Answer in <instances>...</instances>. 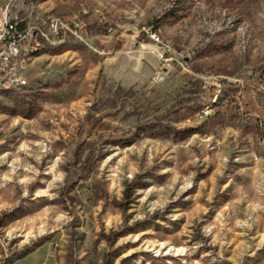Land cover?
<instances>
[{
    "label": "rangeland",
    "instance_id": "374dc122",
    "mask_svg": "<svg viewBox=\"0 0 264 264\" xmlns=\"http://www.w3.org/2000/svg\"><path fill=\"white\" fill-rule=\"evenodd\" d=\"M6 6L80 38L0 90V264H264V0Z\"/></svg>",
    "mask_w": 264,
    "mask_h": 264
},
{
    "label": "built area",
    "instance_id": "2783aa9c",
    "mask_svg": "<svg viewBox=\"0 0 264 264\" xmlns=\"http://www.w3.org/2000/svg\"><path fill=\"white\" fill-rule=\"evenodd\" d=\"M32 12L25 16L12 15L6 6L2 11L0 26V83H16L27 80L23 51L34 56L44 45L55 43V35L72 34L80 38L77 24L61 23L60 17L50 19L42 16L33 21ZM163 56V54H160ZM163 79V71L155 69L151 81ZM261 143L264 150V123L260 126Z\"/></svg>",
    "mask_w": 264,
    "mask_h": 264
},
{
    "label": "bare ground",
    "instance_id": "6f19581e",
    "mask_svg": "<svg viewBox=\"0 0 264 264\" xmlns=\"http://www.w3.org/2000/svg\"><path fill=\"white\" fill-rule=\"evenodd\" d=\"M30 54H32L31 51H23V59L27 60ZM27 83H28L27 80H20V86H25L27 85ZM16 87H19L16 83H0V88L8 89V88H16Z\"/></svg>",
    "mask_w": 264,
    "mask_h": 264
},
{
    "label": "trees",
    "instance_id": "16d2710c",
    "mask_svg": "<svg viewBox=\"0 0 264 264\" xmlns=\"http://www.w3.org/2000/svg\"><path fill=\"white\" fill-rule=\"evenodd\" d=\"M26 86V85H25ZM22 87H24V86H20V87H16V88H8V89H17V88H22ZM8 90V89H4V88H0V90ZM223 92H224V90H220V93H218L217 95H216V99H215V101L213 102V106H215L217 103H219V101H221V99L223 98Z\"/></svg>",
    "mask_w": 264,
    "mask_h": 264
},
{
    "label": "crops",
    "instance_id": "0c3cea01",
    "mask_svg": "<svg viewBox=\"0 0 264 264\" xmlns=\"http://www.w3.org/2000/svg\"><path fill=\"white\" fill-rule=\"evenodd\" d=\"M1 18H2V9L0 7V26H1Z\"/></svg>",
    "mask_w": 264,
    "mask_h": 264
}]
</instances>
